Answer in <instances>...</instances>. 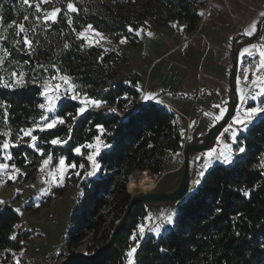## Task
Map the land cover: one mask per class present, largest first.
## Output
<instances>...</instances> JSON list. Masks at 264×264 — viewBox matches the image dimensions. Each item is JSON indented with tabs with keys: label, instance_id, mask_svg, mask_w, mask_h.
I'll return each instance as SVG.
<instances>
[{
	"label": "trees",
	"instance_id": "trees-1",
	"mask_svg": "<svg viewBox=\"0 0 264 264\" xmlns=\"http://www.w3.org/2000/svg\"><path fill=\"white\" fill-rule=\"evenodd\" d=\"M38 2L0 0V36L4 37L0 39V143L7 138L16 142L19 129L39 121L44 114L38 108L44 101L40 95L42 84L57 74L56 69L72 77L81 93L101 101V108L87 110L73 120L80 104L63 100L55 114L65 118V123L34 133L43 153H52L54 158L63 156L68 164L86 163L73 149L91 142L100 133L109 145L97 156L100 175L81 183L82 195L65 240L66 248L75 253L89 238V253L108 239L121 217L130 198L127 185L128 190L136 186L143 191L147 183H154L151 176L164 173L167 160L180 151L183 136L175 112L153 103L139 104L135 81L119 75L125 58L114 50L87 44L78 33L91 24L111 39H125L135 47L136 31L147 18L167 28L178 21L192 31L199 19L201 2L46 0L40 3L42 11L37 12ZM69 2L79 11L69 12ZM56 8L61 9L57 22H44L43 16ZM25 16L29 17L27 21ZM21 23L24 32H19ZM25 35L32 42L30 48L24 45ZM13 72L17 76L23 72L27 82L10 89L4 85L14 79ZM55 137L67 143H48ZM238 138L246 151L228 165L215 164L208 169L195 189L177 204L174 222L160 235H148L139 241L133 264H264V168L260 167L264 160V115ZM9 153L17 167H33L41 157L29 147V137H24L18 147L10 148ZM25 155L30 163L25 162ZM139 171L144 172L137 183H129ZM245 190H250V197L243 195ZM145 207L137 205L131 210L122 232L105 253L68 264H125L130 236L144 218ZM217 208L221 211L217 212ZM18 220L10 207L0 209V264H16L10 252L19 249V239L13 238Z\"/></svg>",
	"mask_w": 264,
	"mask_h": 264
},
{
	"label": "crops",
	"instance_id": "crops-1",
	"mask_svg": "<svg viewBox=\"0 0 264 264\" xmlns=\"http://www.w3.org/2000/svg\"><path fill=\"white\" fill-rule=\"evenodd\" d=\"M202 5L209 19L204 23L198 19L192 31L178 21L167 28L147 18L143 26L147 29L137 30L140 33L137 46L126 44L121 51L114 50L126 59L121 67L123 75L135 81L139 104L153 103L175 112L176 117L185 120L184 141L194 143H202L208 130L226 118L235 98L239 102L237 73L241 72L243 82L244 70L248 69L251 80V74L257 72L258 49L264 47V17L259 16L264 11V0H203ZM253 22L257 24V31L252 36L245 35ZM245 47L254 55L240 56ZM250 87L248 83L241 85L242 89ZM145 94L153 98L144 100ZM217 104L226 111L223 119L215 122V116L220 114L219 108L214 107ZM257 105L264 107V96L249 100L244 107ZM236 111L235 107L233 115ZM263 115L254 117L249 126ZM246 130L241 129L238 136ZM191 134L193 137L188 140ZM218 136L213 141L214 147L232 144L231 131H223Z\"/></svg>",
	"mask_w": 264,
	"mask_h": 264
},
{
	"label": "rangeland",
	"instance_id": "rangeland-1",
	"mask_svg": "<svg viewBox=\"0 0 264 264\" xmlns=\"http://www.w3.org/2000/svg\"><path fill=\"white\" fill-rule=\"evenodd\" d=\"M197 1L201 2L200 6H202L203 0ZM145 29L147 28L142 27L140 32L144 31ZM85 35L88 38L87 40L84 39L87 44L100 46L104 50L107 49L121 51L122 49L126 48L127 43L122 44L120 43L121 40L115 41L104 34H102L104 39L96 37L91 31L86 32ZM97 41H99V43H97ZM122 69L123 68L120 69L119 75L125 76L123 75ZM59 74L57 73L52 76H58ZM50 77L51 76L45 80L48 82L47 86L49 87L53 86L54 84V81H52ZM70 78L76 84L77 89L81 93L79 85L73 80L72 77ZM45 81L42 84V90L46 86ZM61 94L63 95V87L61 89ZM83 97L84 94L81 93L80 98L83 99ZM66 99L68 98L63 100ZM43 100V103H45V97H43ZM61 101H59L58 104ZM81 106L84 105L80 104V107ZM86 107L88 110H97L99 108L92 105H87ZM49 115L51 116L52 114ZM176 121L181 125V132L183 136L185 132L183 129L185 120L180 116H177ZM100 134L98 136H100ZM191 137H193V134L190 135L188 140H190ZM95 138L89 143H94ZM6 140H8L10 143H13L9 140V138ZM101 140L105 144L102 138ZM214 146L215 143H212L207 149L203 150L202 152L194 153L189 158V172L191 171L192 175V191L197 186L196 185L193 187V181L196 179H201V177L198 176L200 171L206 172L215 164H223L219 161H213L209 168H203V154ZM104 149V147H101V151ZM92 150L94 151V149ZM218 150H225L224 146L218 147ZM232 150L233 152L238 151L236 144H232ZM89 151L90 150L87 147H84L82 149V156L76 153L75 154L83 157L86 160ZM180 151L167 160L164 171L165 174H163L159 181H157L158 177H153L150 175L155 180V182L152 184L153 186H147V188L143 191L138 189L136 186H133L131 190H128L130 195L152 190L161 192H169L173 190L176 187L180 176L182 164V155ZM9 152L10 148L7 150V152L0 153V163H6L9 165L6 170H0V209L3 207H10L19 218L13 233V238L19 239V249L12 250L10 252L11 260L16 264H45V262L58 263L65 256L71 253L65 246V240L68 230L72 226L73 211L78 205L82 195L81 183L87 181L88 179L98 177L100 175V169L92 176L85 175L86 172L92 170L90 163L86 160V163H84V168L79 167L81 164L80 163L75 169L69 168L64 177L61 178L60 173L57 170L60 157H53L52 162L48 165H44L42 170L41 161L47 158L49 153H43L39 159H36L35 165L33 167L15 166V168H12L11 165L14 164L12 163L11 159H4L5 156L10 155ZM239 155L240 154L236 155L233 160ZM197 157L200 159L197 160ZM16 169H19V171L17 172ZM49 173H52L53 175H49ZM77 173H79V175H77ZM137 177L138 172H135L131 177L132 182L130 183L135 185V183H137ZM178 203L179 202H169L157 205H146V214L138 224L145 225L146 234L141 237L137 225L130 236L132 237L133 234H135L136 240L134 241L130 239V247L127 252L131 248L137 247L136 241H140L148 235L158 236L163 231H165L171 224H165L159 234L154 231L150 232L148 229L153 228L154 225L160 221L162 216L171 214L173 217ZM146 217L149 219L146 220ZM89 243V238L83 240L79 247L74 250V252H86ZM125 264H129L128 257Z\"/></svg>",
	"mask_w": 264,
	"mask_h": 264
},
{
	"label": "snow or ice",
	"instance_id": "snow-or-ice-1",
	"mask_svg": "<svg viewBox=\"0 0 264 264\" xmlns=\"http://www.w3.org/2000/svg\"><path fill=\"white\" fill-rule=\"evenodd\" d=\"M44 2H46V0H39V2L36 4L37 12L42 11V9L40 8V3H44ZM24 3L29 4L30 0H24ZM67 9L69 10V12H78L79 11V9L76 8L72 2H69L67 4ZM60 12H61L60 8H56V9H53L52 11L47 12L43 16V21L44 22L51 21L52 23L57 22V16H58V13H60ZM259 16L264 17V11H261L259 13ZM28 19H29L28 16L24 17L25 21H27ZM37 20L39 21L40 17H37ZM68 22H69V25H71V23H72L71 17H69ZM12 26L13 25H9V27H12ZM18 28H19V32L25 31V26L23 23H21L18 26ZM128 30L130 32L133 31V29L131 27H129ZM89 31L93 32L96 37H99L100 39H104L103 35L100 32H97L91 24L87 25L83 31H80L78 33V37H83L85 40H87L88 38L85 34H86V32H89ZM256 31H257V24H256V22H253L250 25V28L246 29L245 35L252 36ZM19 32L17 33V35H19ZM136 34L139 35L140 33L137 32ZM149 35H151V33H149ZM0 39H4V37L0 36ZM17 43H19V41H17ZM31 43L32 42L28 39L27 35H25L24 36V45L26 47L30 48ZM97 43H99V41H97ZM120 43H122V44L126 43V40L121 39ZM64 47L67 48L68 44H65ZM250 47L255 48L256 46L251 45ZM105 50H107V49H105ZM245 54H247L248 56L254 55L253 52L249 51V47H245L243 49V51L240 53V56H243ZM258 54H259V63L256 65L257 72L264 73V47H260L258 49ZM40 67L42 68L43 66H40ZM52 67L55 68V65H53ZM56 72L59 74L60 70L56 69ZM257 72H253L251 74V80H250L248 69H245L244 70V76H243V82L241 81L239 76H237V78H236V85H237L236 93H237L239 102L235 105L237 111L232 116V120L228 124V126L224 129V132L228 133L229 131H231L232 144H236L238 151L233 152L232 144H225L224 145L225 150H218L217 147L210 148L206 153L203 154V156H204L203 168L204 169L209 168L211 166V164L213 163V161H219L225 165L230 164L236 155L242 154L246 151V146H240L238 143V139H239L238 138V132L241 129H247L249 124L252 122L253 118L256 117L258 114H264V107H261L259 105L255 106V107H244V105H246L249 100L255 101V100H257L258 97L264 96V75H258ZM24 75L25 74L23 72H20L19 75L17 76V74L15 72H13L14 79L10 82H6L4 86L12 89V88H16L18 86L24 85L27 82L24 78ZM50 78L52 81H54L53 86H51V87L47 86L48 82L45 81L46 86L43 88V90L40 93V95L42 97H45L46 102L39 104L38 108L43 110L44 114L40 116L39 121L33 122L32 127L19 129V133H18L16 142L10 143L8 140H4V142L2 144H0V153L7 152V150L9 148L18 147L20 141H22L24 139V137H29V147L36 150L38 152V154L43 155V149H39L37 147V142L39 140V137L37 135H35L34 133L38 130L39 131H45V130L53 129L57 125H62L65 123V118L55 114L56 109L58 107V102L65 99V98H68V99H71L74 101H78L81 105H84V106L79 107L76 110V116L73 117V120H75L76 118H78L80 115H82L83 113H85L88 110V108L86 107L87 105L100 107L101 101L98 99L89 98L86 94H84L83 99L80 98L81 93L77 89L76 84L71 80L69 75L59 74L58 76H51ZM242 83H248L251 85V87L242 89L241 88ZM62 87H63V95L61 94ZM254 89H258V90L255 91L253 94ZM152 98L153 97L151 94H145L143 96L144 100H150ZM223 103L226 104L227 102L225 101ZM214 107L219 108L220 114L215 116V122H218L221 119H223L226 108L221 107V105H219V104L214 105ZM112 111H115V109H112ZM49 114H52V115L50 116ZM206 115H211V113H206ZM7 122H8L7 107L5 106V123H7ZM236 126H239V127H236ZM96 127L98 129H100L101 132L104 131L102 126L97 125ZM233 129H235V130H233ZM4 135L7 136V135H9V133H5ZM220 140H221V138L218 136L217 137L218 144L220 143ZM48 143H50L53 146H57V145H63L65 143H67V141L61 140L59 137H55V138H52L50 141H48ZM84 147H87L90 150L89 154L86 157V160L90 163V167L92 169L91 171L86 172L85 175L92 176L100 169V164L98 163L96 158L101 151V147L107 148V147H109V145L104 144L102 142L100 136H97L95 138L94 143H88L87 145L77 146L73 149V151L76 154L82 156V154H83L82 149ZM92 149H94V151ZM4 159L10 160V159H12V157H11V155H7L4 157ZM199 159L200 158L197 157V160H199ZM52 160H53V154L49 153L48 157L41 161V170H42L44 165L50 164L52 162ZM25 162L30 163V161H28L26 155H25ZM8 167H9L8 164L0 163V170H6ZM11 167L15 168V165H11ZM76 167H77V165L74 162L71 164H68L63 156H61L59 158L57 170L59 171L61 178L64 177V175L67 173L69 168L75 169ZM79 167L84 168L85 164L81 163L79 165ZM260 167L264 168V160L261 161ZM16 171L18 172L19 169H16ZM204 174H205L204 171H200L198 173V176L202 177V176H204ZM49 175H53V174L49 173ZM77 175H79V173H77ZM199 183H200L199 179L194 180L193 181V187H195ZM191 191H192V188H189V192H191ZM243 195L245 197H250V190L243 191ZM216 211L219 212V211H221V209L217 208ZM237 215L239 216L240 214L237 213ZM145 219L148 220L149 218L146 217ZM173 222L174 221H173V217L171 214L166 215V216H162L160 221L158 223H156L153 228H149L148 231H150V232L154 231L157 234H159L165 224L170 225ZM138 230H139V234L141 237H143L146 234L145 225H143V224L138 225ZM130 239L135 241L136 235L133 234V236L130 237ZM136 242H137V247H138L139 241H136ZM136 250H137V248L133 247L126 253V256L128 257L129 264H133V257H134V253L136 252Z\"/></svg>",
	"mask_w": 264,
	"mask_h": 264
},
{
	"label": "water",
	"instance_id": "water-1",
	"mask_svg": "<svg viewBox=\"0 0 264 264\" xmlns=\"http://www.w3.org/2000/svg\"><path fill=\"white\" fill-rule=\"evenodd\" d=\"M236 104H237V99L235 98L231 105L230 112L227 114L226 118L208 130L205 136V139L203 140L202 143H194L193 141L183 142V145L180 151L182 155L180 176H179L178 183L173 190L169 192H161L157 190H152V191H147V192H138L135 194H131L121 217L118 219V221L113 226L108 239L99 248L89 253L87 252L70 253L58 263L45 262V264H68V263H71V262H74L80 259H94L100 256L101 254L105 253L114 244L116 236L120 232H122L125 222L127 220V217L135 206L137 205H145V206L146 205H157V204H164V203H169V202H181L182 200H184L185 197L190 193L189 188L191 187L192 175L189 173L190 156L194 153L202 152L203 150L207 149L208 146L213 143L215 138L224 131L226 124L228 123L230 117L234 113ZM92 110H95V109H92ZM140 173H142V171H139L138 175ZM163 174L158 177L157 181H159L162 178ZM127 191H128V185H127ZM128 193L130 192L128 191Z\"/></svg>",
	"mask_w": 264,
	"mask_h": 264
},
{
	"label": "built area",
	"instance_id": "built-area-1",
	"mask_svg": "<svg viewBox=\"0 0 264 264\" xmlns=\"http://www.w3.org/2000/svg\"><path fill=\"white\" fill-rule=\"evenodd\" d=\"M208 19H209V16H208V11H207L206 7L203 6V5L200 6V8H199V20L202 23H204V22L208 21ZM237 76H239L240 78H242L241 72H238L237 73Z\"/></svg>",
	"mask_w": 264,
	"mask_h": 264
},
{
	"label": "bare ground",
	"instance_id": "bare-ground-1",
	"mask_svg": "<svg viewBox=\"0 0 264 264\" xmlns=\"http://www.w3.org/2000/svg\"><path fill=\"white\" fill-rule=\"evenodd\" d=\"M143 172H144V171H142V173H143ZM142 173H140V174L138 175L137 181L139 180V177H140V175H141ZM152 184H153V183H147L146 186H150V187H151V186H153ZM190 188H191V187H190Z\"/></svg>",
	"mask_w": 264,
	"mask_h": 264
}]
</instances>
